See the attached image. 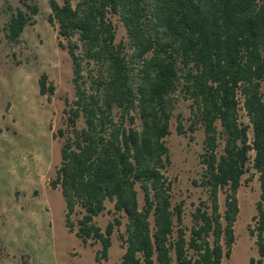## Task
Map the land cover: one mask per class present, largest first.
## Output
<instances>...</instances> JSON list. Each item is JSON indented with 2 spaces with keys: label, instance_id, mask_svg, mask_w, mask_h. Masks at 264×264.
Wrapping results in <instances>:
<instances>
[{
  "label": "trees",
  "instance_id": "obj_1",
  "mask_svg": "<svg viewBox=\"0 0 264 264\" xmlns=\"http://www.w3.org/2000/svg\"><path fill=\"white\" fill-rule=\"evenodd\" d=\"M49 4L48 20L66 42L60 46L72 62L75 88L64 110L66 129L54 134L65 141L51 181L62 192L68 231L84 245L100 244L97 262L108 260L118 231L124 254L115 264H222L236 241L243 178L258 175L257 227L249 233L263 263L264 0ZM5 8L4 36L18 45L39 5L20 0L14 7L6 0ZM114 19L126 31L120 42ZM39 89L43 96L53 91L46 74ZM180 99L191 102L192 116L187 129L178 119L177 133L189 132L193 140L203 128L205 135L203 173L194 184L208 192L209 204L195 208L191 227L184 224V203L173 204L165 175L171 165L166 139ZM107 204L113 220L103 230L95 220Z\"/></svg>",
  "mask_w": 264,
  "mask_h": 264
},
{
  "label": "rangeland",
  "instance_id": "obj_2",
  "mask_svg": "<svg viewBox=\"0 0 264 264\" xmlns=\"http://www.w3.org/2000/svg\"><path fill=\"white\" fill-rule=\"evenodd\" d=\"M14 7L20 0H8ZM40 12L29 25L18 45L10 44L3 27L10 18L0 0V264H115L124 254L119 233L112 235L108 260L96 261L100 244L84 245L65 226V201L60 188L51 181L61 164L65 138H54L66 129L64 110L75 99L72 62L60 46L57 27L49 23L50 0H34ZM63 5L64 0H56ZM75 5L78 0H72ZM117 42L126 39V31L114 19ZM46 74L51 93L40 94L39 79ZM264 93V83L262 85ZM191 102L180 99L171 121V135L166 139L171 165L165 175L172 182L173 204L184 203V224L192 226V213L200 202L209 204L208 192L194 184L203 173L200 155L204 152V130L198 128L194 139L190 133H177L178 119L185 129L190 125ZM241 119L248 120L241 112ZM79 122L78 127H82ZM238 192L240 213L235 224L236 241L231 256L222 264H255L262 259L250 230L257 227L253 217L262 189L259 176L246 182ZM38 191V195H33ZM140 203L143 204L142 195ZM264 205V201H263ZM223 213L225 195L220 194ZM113 205L96 218L103 230L113 220ZM76 220L77 218L74 217ZM126 219H124V223ZM122 226L120 231H124ZM264 264V260L263 263Z\"/></svg>",
  "mask_w": 264,
  "mask_h": 264
},
{
  "label": "crops",
  "instance_id": "obj_3",
  "mask_svg": "<svg viewBox=\"0 0 264 264\" xmlns=\"http://www.w3.org/2000/svg\"><path fill=\"white\" fill-rule=\"evenodd\" d=\"M38 193H39V192H38V191H36L35 193H33V195H34V196H35V195H38Z\"/></svg>",
  "mask_w": 264,
  "mask_h": 264
}]
</instances>
